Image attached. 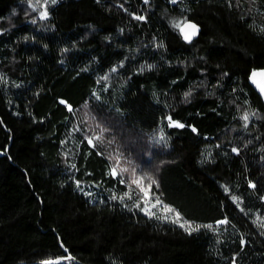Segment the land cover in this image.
<instances>
[{"label": "trees", "instance_id": "obj_1", "mask_svg": "<svg viewBox=\"0 0 264 264\" xmlns=\"http://www.w3.org/2000/svg\"><path fill=\"white\" fill-rule=\"evenodd\" d=\"M36 4L0 0V264H264V0Z\"/></svg>", "mask_w": 264, "mask_h": 264}, {"label": "snow or ice", "instance_id": "obj_2", "mask_svg": "<svg viewBox=\"0 0 264 264\" xmlns=\"http://www.w3.org/2000/svg\"><path fill=\"white\" fill-rule=\"evenodd\" d=\"M55 2H56V0H52V3H55ZM46 5H47V0H45V4L44 5H39V0H37V4L36 5H33L34 8L35 7H43L44 8V10L40 12L41 18H46L48 16ZM138 19H143V17H138ZM176 27L180 28L181 31L184 32V38L185 39H191V37L193 35H195L196 32H197L196 25L191 24V23H182V24L181 23H177ZM186 29H190L191 31L190 32L186 31ZM257 77H261L262 79L261 80H257ZM251 79L253 80L254 83L257 84V86L260 88V91L262 93H264V71H260V72L253 71L252 74H251ZM61 103H66V102L65 101H61ZM68 107L71 110V106L69 105ZM167 119L169 121V126L184 127L183 124H180V123H178L176 121H172V118L170 116L167 117ZM243 119H244V121L247 122L248 115L245 114L243 116ZM96 139H99V137H96ZM88 143L92 144L93 140L91 138H89ZM93 146H95V145L93 144ZM234 151H236V150L234 149ZM119 171L120 172H126V171H128V169L121 168ZM111 174L114 175V176L118 175L117 169L115 167H113L111 169ZM145 180L150 181V183L147 185V187L144 186V181ZM120 182L124 183L125 181L121 180ZM133 184H135V185H137L139 187L140 193H142L141 199L143 200L145 205H148L150 203V200H151L150 189H151L152 185L155 184L157 188L159 187V184L155 180H153L150 176H137L136 173H135V170L132 171L131 183L129 184V188H131V186ZM253 187H255V185H253ZM225 190L227 191L228 189L226 188ZM125 195H129V194L125 193ZM112 199H116V197L113 196ZM121 199H123V197H121ZM236 199H237L236 197H233V200H236ZM139 206H140L139 203H137L136 207H139ZM157 206H160V211L165 213L162 217H159V218L168 220L170 218L168 214H173V217H172L173 222L174 223H180V220H181L180 213L177 212L172 207H170L168 205H164L163 202L160 200V198L158 196L155 197V203L151 204L152 208H156ZM142 211L146 212L150 217L156 215V213L152 212L149 209V207H147V206L145 208H143ZM258 220H260L259 217H258ZM218 223L223 224V223H227V221L226 220L219 221ZM180 226L185 228V230L188 231L189 233H191L193 231H198L199 228L201 227L200 225L193 226L191 224V222L180 223ZM203 227L211 228L212 225H203ZM261 227H264V221H261ZM60 259L73 260L74 258L69 254V255H67L65 257H61ZM44 264H59V261L58 260L57 261H45Z\"/></svg>", "mask_w": 264, "mask_h": 264}, {"label": "water", "instance_id": "obj_3", "mask_svg": "<svg viewBox=\"0 0 264 264\" xmlns=\"http://www.w3.org/2000/svg\"><path fill=\"white\" fill-rule=\"evenodd\" d=\"M183 23H191V24L196 25V27H197V32H196V34L193 35V36L191 37V39H185L187 42H192V41H194L196 38L199 37V35H200L201 31H202V26H201L200 23H198L197 21H195V20H193V19H188V20H186V21L183 22ZM186 31H189V32H190L191 30H190V29H186ZM182 34H183V37H184V32H182ZM254 71H257V72L264 71V68H259V69H256V70H254ZM251 74H252V73H251ZM261 79H262L261 77H257V80H261ZM250 83L253 85V87H254V88L257 90V92L260 94V96L262 97L263 102H264V93H262V92L260 91V88L257 86V84L253 82V80L251 79V75H250ZM71 256H72V255H71ZM72 257H73V256H72ZM73 258H74L73 260H75V262H77L78 264H86V263H83V262L77 260L75 257H73ZM57 260H58L59 262H62L64 259L47 260V261H57ZM44 262H45V261H40V262L29 263V264H44Z\"/></svg>", "mask_w": 264, "mask_h": 264}]
</instances>
